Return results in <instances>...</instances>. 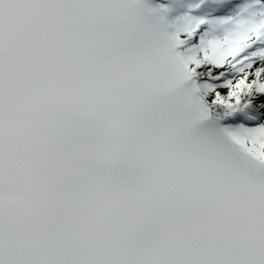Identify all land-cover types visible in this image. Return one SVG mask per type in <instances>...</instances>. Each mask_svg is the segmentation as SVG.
<instances>
[{
    "label": "snow or ice",
    "instance_id": "1",
    "mask_svg": "<svg viewBox=\"0 0 264 264\" xmlns=\"http://www.w3.org/2000/svg\"><path fill=\"white\" fill-rule=\"evenodd\" d=\"M0 264H264V0H0Z\"/></svg>",
    "mask_w": 264,
    "mask_h": 264
}]
</instances>
